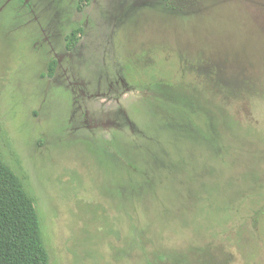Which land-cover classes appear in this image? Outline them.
Listing matches in <instances>:
<instances>
[{"label":"rangeland","instance_id":"obj_1","mask_svg":"<svg viewBox=\"0 0 264 264\" xmlns=\"http://www.w3.org/2000/svg\"><path fill=\"white\" fill-rule=\"evenodd\" d=\"M0 159L48 264H264V0H0Z\"/></svg>","mask_w":264,"mask_h":264},{"label":"trees","instance_id":"obj_2","mask_svg":"<svg viewBox=\"0 0 264 264\" xmlns=\"http://www.w3.org/2000/svg\"><path fill=\"white\" fill-rule=\"evenodd\" d=\"M48 263L33 201L0 159V264Z\"/></svg>","mask_w":264,"mask_h":264}]
</instances>
